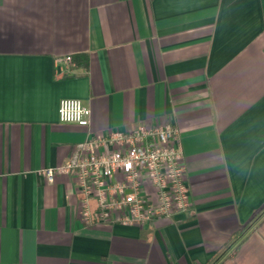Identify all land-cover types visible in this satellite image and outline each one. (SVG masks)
<instances>
[{
    "label": "crops",
    "instance_id": "obj_1",
    "mask_svg": "<svg viewBox=\"0 0 264 264\" xmlns=\"http://www.w3.org/2000/svg\"><path fill=\"white\" fill-rule=\"evenodd\" d=\"M142 122L178 128L189 209L85 223L44 168ZM0 264H264V0H0Z\"/></svg>",
    "mask_w": 264,
    "mask_h": 264
},
{
    "label": "built area",
    "instance_id": "obj_2",
    "mask_svg": "<svg viewBox=\"0 0 264 264\" xmlns=\"http://www.w3.org/2000/svg\"><path fill=\"white\" fill-rule=\"evenodd\" d=\"M58 63L68 72L76 65L72 55ZM58 112L63 122L90 125L92 109L79 98L61 99ZM43 173L51 182L59 173L73 177L83 196L80 218L87 224L142 226L154 218H172L191 205L179 130L170 122L95 133L78 143L63 164L45 167Z\"/></svg>",
    "mask_w": 264,
    "mask_h": 264
}]
</instances>
